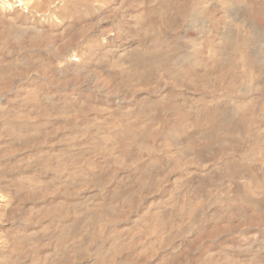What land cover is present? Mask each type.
<instances>
[{
	"label": "bare ground",
	"instance_id": "1",
	"mask_svg": "<svg viewBox=\"0 0 264 264\" xmlns=\"http://www.w3.org/2000/svg\"><path fill=\"white\" fill-rule=\"evenodd\" d=\"M0 264H264V0H0Z\"/></svg>",
	"mask_w": 264,
	"mask_h": 264
}]
</instances>
